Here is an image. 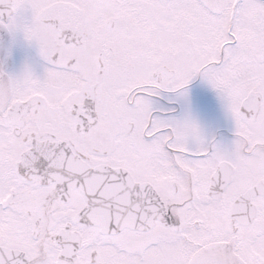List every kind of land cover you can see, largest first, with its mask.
Returning <instances> with one entry per match:
<instances>
[{"label": "snow or ice", "instance_id": "obj_1", "mask_svg": "<svg viewBox=\"0 0 264 264\" xmlns=\"http://www.w3.org/2000/svg\"><path fill=\"white\" fill-rule=\"evenodd\" d=\"M42 75L0 69V264H264V0H0ZM201 77L231 147L186 112Z\"/></svg>", "mask_w": 264, "mask_h": 264}, {"label": "flooded vegetation", "instance_id": "obj_2", "mask_svg": "<svg viewBox=\"0 0 264 264\" xmlns=\"http://www.w3.org/2000/svg\"><path fill=\"white\" fill-rule=\"evenodd\" d=\"M216 99V95H212V100ZM170 104L173 106L170 109L174 110V108L177 106V108L175 109L177 112L180 111V104L177 102H170ZM192 106V102L191 105ZM213 122H215V120L213 119ZM222 123L223 124H217L216 126H214L213 130L211 131V133L207 136L208 138H212L215 140V142H223L226 141L228 142L229 140H233L234 139V124L232 121V118L230 116V114L226 111L223 118H222ZM212 124H208L207 128L209 129L210 127H212Z\"/></svg>", "mask_w": 264, "mask_h": 264}]
</instances>
